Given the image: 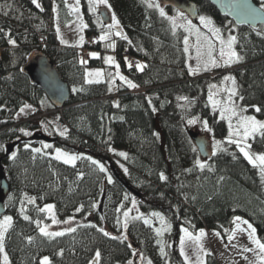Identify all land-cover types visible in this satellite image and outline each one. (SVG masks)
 Returning a JSON list of instances; mask_svg holds the SVG:
<instances>
[{"label": "trees", "instance_id": "16d2710c", "mask_svg": "<svg viewBox=\"0 0 264 264\" xmlns=\"http://www.w3.org/2000/svg\"><path fill=\"white\" fill-rule=\"evenodd\" d=\"M194 1L200 14L212 16L218 26L235 28L236 47L242 57L231 69L238 85L237 97L249 114L264 120V26H237L209 0ZM255 1L262 4V0ZM80 2L88 24L86 33L99 34L88 0ZM108 2L127 37L115 38L120 71L137 85L135 90L127 84L119 88L107 80L86 81L88 67L107 68L108 64L102 54L82 63L78 48L61 43L54 8L56 4L62 20L69 21L66 0H37L40 7L32 0H0V158L11 186L4 215L12 217V226L5 234L9 264H41L45 254L50 264H94L97 250L101 254L98 264H129L136 254L155 264H166L154 245V231L141 218L142 214L154 212L173 222L176 240L180 227L193 233L213 230L226 240L234 218L239 216L253 225L264 242V178L260 169L253 167L235 145L203 159L186 128L179 107L182 97L193 100L190 115L206 120L214 138L225 141L229 134L227 122L209 104L212 78L187 77L190 55L183 51L184 32L173 29L167 19L175 9L160 6L166 13L162 17L159 9L148 7V2L156 4L155 1ZM40 32L47 34L46 43L39 41ZM9 39L16 44H10ZM95 45L100 49L101 42ZM35 50L52 59L71 87L69 101L61 112L69 131L66 136L56 134L54 143L27 140L29 135H25L41 131L38 115L45 109L44 101H48L43 90L22 71ZM129 57L135 58L137 64L143 63V70H138L137 64L130 65ZM26 101L35 105L36 111L20 123L15 116ZM17 140L21 141L12 152L16 153L13 159L6 150ZM36 148L40 152H34ZM57 148L81 159L75 165L57 160ZM112 149L127 152V180L139 197L114 177ZM251 150L264 154V137L260 133L251 142ZM93 160L105 171H100ZM196 161L204 167L200 168ZM161 173L166 179L161 180ZM109 176L113 177L112 183ZM30 198L35 202L28 203ZM47 203L54 204L60 223L53 224L45 212L39 211ZM22 207L29 220L23 219ZM127 210L132 219L124 228L122 213ZM37 220L48 225L49 231L68 227L75 231L49 238L40 233ZM100 228L110 235L105 236ZM171 254L173 261L185 264L176 246ZM204 264H218V260L207 254Z\"/></svg>", "mask_w": 264, "mask_h": 264}, {"label": "rangeland", "instance_id": "374dc122", "mask_svg": "<svg viewBox=\"0 0 264 264\" xmlns=\"http://www.w3.org/2000/svg\"><path fill=\"white\" fill-rule=\"evenodd\" d=\"M150 1H155L156 4L160 5L159 0H150ZM66 2H67V6L69 7V15L71 14V19L68 21V19L64 20V18H63V20H62V18L60 17V15L57 12V7L55 4V8H54V10H55V15H54L55 26H56V28H59V36H60L61 40L65 41V43H63L64 45L72 46V47H78L82 51V48L85 47V41H86V37L88 34L86 33L87 27L81 29V22L85 25H88V24H87L85 15L83 13V10L81 8V2L79 0L78 7L80 10L78 13L72 10L73 7L77 6V0H66ZM88 3H89V0H88ZM262 3H264V0H262ZM108 4H109V2H108ZM101 6H106V5H100L97 7L95 12H93V11H90V12L95 17L97 26H98L99 30L101 31L99 34H97V36H98V41L101 42L100 49H102V50L98 49L97 46H94L93 49H86L85 51L83 50V52L87 53L91 58H99L101 56V54L104 56V58L111 56L114 58L115 63L114 64L107 63L108 64L107 68L106 67L105 68H102V67L90 68L89 67V68H87V73L88 74L89 73L95 74L96 72H100L101 73V76L99 78L100 82L107 80L109 82L115 83L114 86H117L119 88H124L126 83L124 81L120 80L119 76L116 75V73L118 71L121 76H124L122 74V72L120 71V67L117 68V65L119 66V62L117 60L116 53L114 50L115 49L114 43H115L116 37H121L119 35H116V32L120 31L123 33L124 36H125V32L123 31V28H122L120 22H119L118 28H112L111 30H109V28L107 27L108 25H105L102 23V21L100 20L99 14H98L99 8ZM89 9H90V5H89ZM109 9L111 10L112 14H115V16L117 18L115 11L111 7ZM178 11L179 10L175 9L173 12V16H176ZM200 16H206V17L211 18L212 21L214 22V25L221 29L222 35L225 38H227L228 35L236 36L235 28L232 25H230V26L228 25L227 28L226 27H220L217 25V23L215 22V20L212 16L206 15V14H200ZM188 19H190V18L188 17ZM183 23H184V21L180 20L178 18L177 24L179 25V24H183ZM192 23L194 25H196L197 27H199L203 33H207V29H205L203 27V25H201L199 19L197 22L192 21ZM176 28L178 29L179 32H184V36L189 35V33L185 32V29L183 27L178 26ZM106 32L109 33L108 38L106 40H100V36L104 35ZM81 37H83L82 43H81ZM189 42H190V48H189L188 55H190V59H189L190 65H189V72L187 75L188 79L191 78V76L195 77V78H199V77L205 76V75L210 76L212 79H211L209 86L213 85V84L216 85V88L211 89V91L213 93V99L220 101L221 104H226L227 98L229 95L228 91H226V90L235 87L236 92H237L238 91V85H237V82L235 83V85H233L231 81H225L223 78L225 76L234 77L233 74L231 73V69L233 68V66L235 64L239 63L241 60H239L238 62L232 63L230 66H224L223 61H219L220 65H221L220 67L210 68L208 71H204L201 69L200 71H197L193 74L190 72V68L194 69L197 67L196 48H195L196 37H195V35H189ZM216 43H217V51L214 53V55H216L217 58H219L218 57L219 45H218V42H216ZM234 50L238 53L236 44L234 45ZM91 53H96L97 55L95 57H93L92 55H90ZM238 55L240 56L239 53H238ZM139 64L143 65V63H139ZM111 66H113V67H111ZM88 74L86 76L87 81L89 79H92V80L96 79L95 75L89 76ZM214 76L217 78H214ZM117 83H119V84H117ZM130 89L135 90L136 88H130ZM209 91H210V88L208 89V97H209ZM233 100L235 101V104L237 105L238 116L239 115L253 116L247 112V108H245L243 105H241L240 100L237 97V95L233 97ZM209 104H210L211 110L213 112H216L218 114V117L221 118V115H220L221 105L218 104L214 108L210 101H209ZM25 105H28L27 102H25L21 108H23ZM44 105H45L44 110L48 111V110L52 109V105L50 104V102H48L46 100L44 101ZM192 106H193V100H191L190 98L182 97L180 99L179 107L181 108V110L183 112L184 119L186 121V128L188 129V131L195 130L196 133L208 134L212 139L213 151H215L216 154L219 153L220 151L224 150L225 148H227L229 145H235V144L228 142L229 141V134H228V137L225 141H221V140L214 138L212 131H209L210 128H209L208 124H207V127H205L206 120H203V119H200L198 117L190 115L189 112L191 111ZM240 109H244V111L240 112ZM20 110L16 114L15 118L18 122L21 123V122H24V121L30 119L31 115L36 111V108H34L32 110H29V108H26L24 110V112H21ZM39 116H41L39 118L41 120L40 121L41 122L40 130L44 134L52 136V137H55L56 134L57 135L59 134L60 136H66L68 134L69 127L65 123V121L62 117V113L60 111L57 110V111H55L51 114H47L45 116L39 114L38 117ZM238 116L232 117L233 130H235V128L238 125ZM224 120L227 122L228 127H229L228 119L225 118ZM257 120H259V119H257ZM189 121H194V122L189 123ZM259 121H264V120H259ZM29 133H30L29 134V137H30L35 132H29ZM61 133H63V135ZM258 134L259 133H256L255 136H257ZM255 136H254V138H255ZM254 138L250 137L249 140L247 141V143H249L251 145V142L253 141ZM232 139H239V137L233 136ZM217 141L220 142L219 146L216 145ZM57 149H60L62 152L67 153L69 155H75V156L79 157V159H77L74 162V164H71V165H75L81 159V156L74 154V153H71V152H69L63 148H57ZM247 150H249L252 154H257L256 152L252 151L251 148L247 149ZM121 152L126 153V157H127V152L123 149H112L110 151V157L115 162V165H113V166L116 167V170L118 172H120V174L122 175V177L124 179H127V178H129V168H128L127 164L125 163L126 157L120 156L118 154ZM54 155L56 157V149H55ZM61 161H63V160L61 159ZM125 169H127V171H125ZM109 177H111V176H109ZM112 182H113V177H111V183ZM49 204L54 206L53 203H47L45 205H49ZM45 205H44V207H45ZM133 209H135V208H133ZM53 212H54L55 217H56L55 207L53 208ZM127 212L129 213L128 217L124 216V212L122 213V215H123V220H127V222H128L130 219H132L131 218L132 215L130 213V210H127ZM45 213H46L48 218H51V216L47 212H45ZM154 213H158V212H154ZM159 214H160L159 216H154L153 213L150 215L149 214H144V215L142 214L141 218L144 221L148 220V223L147 224L145 223V224L148 227L152 228V230L154 231L153 241H154L155 247L157 248V253H158L159 257L164 259L166 264H179L178 262L173 261V258H172L173 255L171 254V250L173 248H175V246H176L179 250L180 255H181V243H180V241H181V237L184 235L182 229H186V228L180 227L179 237L177 240L174 239L173 222L169 218H167L166 216H163L161 213H159ZM161 218H163V219H161ZM242 220H246V219L242 218ZM237 223H241V222H239V221L235 222V225L232 228V231L230 233V235H232L233 232L235 231V235L231 241H229L228 238L226 240H224L222 238V236L216 235L217 232H215V231L208 230V229H201V230H204V232L206 233V235L204 237H202L200 242H199L200 244L203 245V250H200L198 243L196 241L186 239L185 245H184V252L188 257V261L186 262L185 257L181 255L183 262L185 264H198V262L200 260H203V262H205L207 254H212L218 260V264H259V261L257 258V253L259 252V249L256 247V245L252 244L251 241L248 239L247 231L236 230V224ZM248 223H250V222H248ZM252 227H253V225H252ZM241 228L247 229V225L241 223ZM158 229L160 230L159 234L157 232ZM188 232L192 233L193 236H198L200 231L193 233V232L188 230ZM256 236H257V233H256ZM245 248L255 249V251H244ZM2 256H3V254H2ZM44 257H48V255L47 254L43 255V257L41 258V261L43 260ZM149 261H151V264H155V262L153 260H151L150 258L145 257L142 254H136V256L134 257V259L131 262H132V264H148ZM1 262L3 264V260H1Z\"/></svg>", "mask_w": 264, "mask_h": 264}, {"label": "snow or ice", "instance_id": "6c2138e0", "mask_svg": "<svg viewBox=\"0 0 264 264\" xmlns=\"http://www.w3.org/2000/svg\"><path fill=\"white\" fill-rule=\"evenodd\" d=\"M32 2L34 4H36L37 7H40L39 3H37V0H32ZM79 0H77V6L73 7V11L75 12H79ZM89 5H90V11L95 12L97 7L100 5H106L109 8L111 7L108 4V0H89ZM148 7H155L157 9H159V14L162 17L166 16V13L164 11V9L162 7H160L159 4H153L151 2H148ZM240 7L246 9V13L247 14H255L257 12L256 9L251 8L249 5L244 4L241 5ZM261 9H264V3L261 4ZM178 18L180 20H183L184 23L183 24H177V20ZM168 20L171 21L172 23V27L173 29H175L176 27H183L185 29V32L189 33V35H195L196 37V43H195V48H196V59H197V67L192 69L190 68V72L191 73H195L197 71H200L201 69L204 71H208L210 68H215V67H220V62L219 61H223L224 66H230L232 63L234 62H238L239 60L242 59V57H240L238 55V53L234 50V45L237 42V37L233 36V35H228L227 38H225L222 35L221 29L219 27H216L214 25V22L212 21L211 18L206 17V16H199V20L201 25H203V27L205 29H207V33H203L201 31V29L199 27H197L196 25H194L192 23V21L190 19H188V17L184 14L183 11H178L176 16H168L167 17ZM87 27V25L83 24L81 22V29ZM109 28V30H111L112 28H118L119 27V20L116 18L115 14L112 15V23L109 24L107 26ZM57 33L59 34V28H57ZM109 33H105L104 35L100 36V40H106L108 38ZM116 35L121 36V38L123 39H127L126 36L123 35L122 32L117 31ZM189 35L184 36L183 38V43H184V49L183 51L185 53L189 52V48H190V42H189ZM10 44L15 45L16 41L13 39H9L8 41ZM83 42V37H81V43ZM218 42V57L216 55H214V53L217 51V43ZM61 43H65L64 40H61ZM90 55H92L93 57H95L97 54L96 53H91ZM105 62L109 63V64H114V58L109 56L105 58ZM83 63V61H82ZM119 66L117 65V68ZM138 70H143L144 65L142 64H137L136 65ZM89 76L95 75L96 79L92 80L89 79L87 82L88 83H99L100 80V76L101 73L100 72H96L95 74L89 73ZM117 76H119L120 80L124 81L127 86L129 88H136L137 85L135 83H133L131 80H128L126 77L121 76L119 74V72L117 71L116 73ZM225 81H231L233 85H235L236 81L235 78L232 76H225L223 78ZM210 91H209V101L212 103L213 107L215 108L218 104L221 105V119H228L229 121V143L235 144L240 152L243 154L244 158L250 163L252 164L253 167H258L260 169V174L262 176V178H264V154H252L249 150L251 148V145L249 143H247V141L249 140L250 137L255 136L256 133H260V135L262 137H264V121H259L257 120L254 116H245V115H239L238 116V111H237V105L235 104V101L233 100V97L237 95L236 89L235 87L227 89L226 91H228L229 95L227 98V103L226 104H221L220 101L214 100L213 99V93L211 91V89L216 88V85H210L209 86ZM73 91H76V89L74 88ZM240 99H243V97H240ZM118 106V105H117ZM29 105H25L23 108H21V112H24V110L26 108H29ZM244 109H240V112H243ZM256 111L259 112L260 108L257 107ZM238 116V125L235 128V130H233V125H232V117H236ZM194 121H189V123H192ZM205 127H207V122H205ZM23 131V129L21 130ZM66 131V130H65ZM209 131H211V129H209ZM30 133L25 132V135H29ZM63 135V133H61ZM233 136H238L239 139H232ZM219 141L216 142V145L219 146ZM25 147L27 148L28 146L25 145ZM45 147H51V145H45ZM34 152H40L39 148L33 149ZM120 156H125L126 157V153H118ZM215 151H213V155H215ZM16 156V153H12V158L14 159ZM57 160H63L64 163L66 164H74V162L79 159L78 156L75 155H69L67 153L62 152L60 149H56V157ZM89 159H91L89 157ZM93 164H97L98 167L100 168V171H105V168L102 164H100L98 161L93 160L92 161ZM196 164L200 167L203 168L204 164H202L200 161H196ZM125 171H127V169H125ZM161 180L166 179V177L163 175V173H161L160 175ZM109 182H111V177H109ZM127 199V197H125ZM35 202V198H30L28 200V203H34ZM133 205H135V201H133ZM53 205H45L44 208L39 209V211L41 212H47L52 219V223L53 224H58L60 223V221H58L55 217V214L53 212ZM77 212L80 211V208L76 209ZM25 209L22 207L21 208V214L23 216L24 220H29V216L24 214ZM129 213L126 211L124 212V216L128 217ZM154 216H159V213H153ZM139 218V217H137ZM163 219V218H161ZM241 222L242 224L247 225V229H243L241 228V223H237L236 224V230L239 231H247L248 234V239L251 241L252 244L256 245V247L259 249V252L257 253V258L259 261V264H264V242H262L257 236H256V230L255 228L252 227V225L250 223H248V221L246 220H242L241 217L237 216L234 218V223L235 222ZM146 224L148 223V220L144 221ZM64 223H70L69 221H64ZM37 227L39 228L40 233L43 236L49 237V238H54V237H59V236H63L65 234V232H74L75 229L72 227H68L67 229H65L64 231H49V226L44 224L41 225V221L37 220L36 221ZM12 226V217L11 216H4L2 220H0V254H3L2 256V260H3V264H9V257L7 255V253L5 252V234L7 233L8 229L11 228ZM128 224H127V220H125L124 223V228H127ZM100 232H102L105 236H109L110 234L108 232H106L103 228L99 229ZM184 235L181 237V255L185 257V261H188V257L184 252V245H185V241L187 240H193L196 241L198 243V246L200 248V250H203V245L200 244V240L202 237H204L206 235V233L204 232V230H200L199 235L198 236H193L192 233L188 232L187 229H182ZM158 234L160 232V230H157ZM216 235H220L219 233H216ZM235 235V231L233 232L232 235H230L228 237L229 241H231L234 238ZM115 238V237H114ZM32 238L29 237V240H31ZM163 251V250H162ZM244 251H255V249H248L245 248ZM62 254V252H61ZM100 252L99 250L96 251L95 253V257H94V264H98L99 260H100ZM41 264H50L49 258L48 257H44L43 260L41 261ZM129 264H132L131 261H129ZM148 264H151V261L148 262ZM198 264H204L203 260H200L198 262Z\"/></svg>", "mask_w": 264, "mask_h": 264}, {"label": "water", "instance_id": "95a60500", "mask_svg": "<svg viewBox=\"0 0 264 264\" xmlns=\"http://www.w3.org/2000/svg\"><path fill=\"white\" fill-rule=\"evenodd\" d=\"M222 16L231 19L237 26H264V9L255 0H209ZM163 7H173L183 11L193 22H197L200 16L198 3L194 0H159ZM247 4L256 9L255 14H247L246 9L240 7ZM112 12L106 6L99 8V16L104 24L112 22ZM22 71L29 77L30 81L39 86L48 100L56 108L62 109L66 106L71 95V87L65 81L52 59L43 51L35 50L27 58L22 67ZM200 156L209 159L213 156L212 139L208 134L196 133L195 130L189 131ZM27 140L44 141L54 143L57 138L44 134L41 131L35 132ZM21 140L10 143L6 153L10 155ZM114 177L126 188L127 191L139 197V192L124 179L116 167L112 165ZM11 192V186L6 176V169L0 158V218L6 214V198ZM2 254H0V264Z\"/></svg>", "mask_w": 264, "mask_h": 264}, {"label": "built area", "instance_id": "2783aa9c", "mask_svg": "<svg viewBox=\"0 0 264 264\" xmlns=\"http://www.w3.org/2000/svg\"><path fill=\"white\" fill-rule=\"evenodd\" d=\"M39 37H40V40H41V41H45V39H46L47 36H46L45 34H40ZM93 38H94V36H91V37L89 38V40L92 41ZM0 61H1V48H0Z\"/></svg>", "mask_w": 264, "mask_h": 264}, {"label": "crops", "instance_id": "0c3cea01", "mask_svg": "<svg viewBox=\"0 0 264 264\" xmlns=\"http://www.w3.org/2000/svg\"><path fill=\"white\" fill-rule=\"evenodd\" d=\"M87 71H86V76H87ZM27 104L30 106L29 107V110H32V109H34L35 108V106L34 105H32L31 103H29V102H27Z\"/></svg>", "mask_w": 264, "mask_h": 264}]
</instances>
